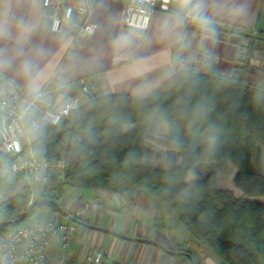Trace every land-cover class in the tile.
Segmentation results:
<instances>
[{"label":"trees","instance_id":"1","mask_svg":"<svg viewBox=\"0 0 264 264\" xmlns=\"http://www.w3.org/2000/svg\"><path fill=\"white\" fill-rule=\"evenodd\" d=\"M162 121L169 124L166 138L158 140L167 167L141 164L159 156L148 141ZM27 133L36 156L60 155L67 162L64 179L38 186L42 197L59 190L53 198L61 210L51 209L70 215L60 193L65 185L107 192L141 186L168 205L221 264H264V199L237 196L217 184V171L231 162L235 187L250 197L264 196L261 82L184 67L145 95L96 91L79 113L55 125L27 123ZM8 158L0 150V162ZM206 162L215 167L204 172L200 165ZM29 194L20 178L0 177V220L18 216Z\"/></svg>","mask_w":264,"mask_h":264},{"label":"crops","instance_id":"2","mask_svg":"<svg viewBox=\"0 0 264 264\" xmlns=\"http://www.w3.org/2000/svg\"><path fill=\"white\" fill-rule=\"evenodd\" d=\"M70 2L78 4L82 0ZM185 7L186 4L177 2L178 11L155 10L148 30L138 37L124 26V2H101L93 16L97 23L94 34L75 39L74 27L62 32L50 29L43 0H0V70L34 89L50 82L58 101L75 95L84 76H91L95 90L102 94L145 95L180 69L181 58L187 66L217 75H245L250 81L263 80H259L258 71L248 72L249 57L254 58V51L264 58V42L257 43L262 38L246 37L233 27L246 33L264 34V0H193L190 10L207 25L216 24L204 27L213 31L211 35L188 23L182 12ZM230 189L237 196H245L242 191ZM124 193L120 195L126 197ZM95 197L88 200L84 196L78 199L66 196L70 215L47 207L41 209L61 219L74 221L73 216L86 223H78L67 250L72 264H84L82 257L89 249L102 250L112 264H194L192 248L190 254L174 249L175 240L195 242L177 220L173 225L178 235L173 227L170 230L155 221L125 215L121 207L123 197L108 198L99 191ZM88 224L110 228L125 236ZM212 253L205 251L199 263L221 264Z\"/></svg>","mask_w":264,"mask_h":264},{"label":"built area","instance_id":"3","mask_svg":"<svg viewBox=\"0 0 264 264\" xmlns=\"http://www.w3.org/2000/svg\"><path fill=\"white\" fill-rule=\"evenodd\" d=\"M108 0H43L50 29L62 32L74 27L75 39L88 37L97 29L93 16L96 6ZM124 2V26L136 36L143 37L155 10L178 11L177 2L186 4L182 12L189 24L205 27L191 9L193 0H119ZM214 23L206 27H210ZM235 28V27H233ZM80 90L72 97L58 101L52 94L51 83L34 89L0 70V150L10 158L0 162V177L20 178L30 189L27 205L41 198L37 187L61 181L67 162L64 157L40 158L28 144L27 123L38 127L41 123L58 124L77 111L84 99L95 90L91 76L81 77ZM78 223L57 217L53 213H39L17 226L0 233V264H72L67 250L74 239ZM84 264H112L98 249L86 250Z\"/></svg>","mask_w":264,"mask_h":264},{"label":"rangeland","instance_id":"4","mask_svg":"<svg viewBox=\"0 0 264 264\" xmlns=\"http://www.w3.org/2000/svg\"><path fill=\"white\" fill-rule=\"evenodd\" d=\"M216 27V24L212 25ZM218 27V26H217ZM236 29L238 33L245 35L246 37H248L247 35H252V36H260L262 38L261 42L260 40L257 41V43H262L264 42V34H259L258 35L256 33H249V32H245L241 29L238 28H233ZM257 39V38H256ZM255 42V40L253 41ZM254 44V43H253ZM258 52V51H257ZM256 51H254V58L249 57L250 61V67H248V72H259V80L263 79L261 81L262 84H264V58H259V56H257ZM187 60V59H186ZM180 64L181 67L180 68H184V67H193V66H187L186 65V61L184 59L181 58L180 60ZM198 68V67H197ZM201 69V68H198ZM214 73V72H213ZM253 78H251L252 80ZM256 80V79H255ZM255 80H252L253 82H256ZM258 80V79H257ZM88 99H84L82 105L80 106V108L86 104L88 102ZM80 108L73 112L70 116L75 115L77 113L80 112ZM130 125H128L129 127ZM168 122L167 121H162V122H158L156 125V130L154 133V139H151L150 141H148L149 145L155 149V151H157L159 153L158 157H154V158H150V159H142V164H153L156 167H162L165 168L167 167V163L164 159V155H165V151L166 148L164 147L163 144L160 143V141L158 140H163L164 138H166L167 133H168ZM180 156L177 157V161L180 162ZM201 169L205 172V171H209L210 169H213L214 164L212 162H206V163H202L200 165ZM236 167L231 163V162H227L225 164V166L217 171V184L220 187L223 188H234L238 191H241L240 189H238L237 187H235L234 182H233V175L235 173ZM187 181L192 182L195 179V176L193 174H189L187 176ZM56 183V182H54ZM52 183V184H54ZM38 189V187H37ZM127 190V193H126ZM59 191V190H58ZM57 190L51 191L49 190L50 193V198H53V196L58 195ZM96 191H99V193L103 194L105 197H110L112 195H118L119 198L121 199L122 197L124 198V200H122V211L125 215H135L137 217H140L143 220H152L155 221L158 225H161L162 227H167L168 229L171 230V228L173 227V232L177 233L176 231V226H174L173 224L176 222L175 220H177V222H179V224L184 228V226L180 223V221L178 220L177 216L175 215L174 211L165 203H163L162 201H160L154 194H152L151 192H149L147 189L141 187V186H123L119 191L117 192H107L106 190H101V189H95V188H78V187H73V186H69V185H65L63 186L62 190H61V194L63 195V197H68L70 198H82L83 196L86 197L88 200H92L95 199L96 197ZM123 191H125L124 195L122 196L120 195ZM41 194V192H39ZM58 193V194H57ZM60 195V194H59ZM134 198H130V196H133ZM245 197H249L248 195L244 194ZM59 201H62L63 198L58 197ZM253 199H258V197H254ZM25 208L28 206L27 202H28V198L25 200ZM108 205V202L106 203ZM43 207H47L50 208L48 206H42L40 208H37L30 216H28V218L31 217H36L39 213H46L45 211H41V209ZM175 227V228H174ZM189 234V233H188ZM174 243V249L176 248H181L184 249V251H189L190 248L193 249V258L192 261L194 262V264H200L199 260L201 259L202 255H204L205 251H209L210 249L202 244L199 243L197 244L196 242H191L188 240H185L184 238H182L180 241L175 240ZM165 248V247H164ZM167 249V248H166ZM211 252V250H210ZM214 254V253H212ZM213 256H216L215 254Z\"/></svg>","mask_w":264,"mask_h":264},{"label":"water","instance_id":"5","mask_svg":"<svg viewBox=\"0 0 264 264\" xmlns=\"http://www.w3.org/2000/svg\"><path fill=\"white\" fill-rule=\"evenodd\" d=\"M197 30H199V32H204L206 34H213V31L211 29H204L203 26L200 25H196ZM96 95V91H93L92 93L89 94V97L95 96ZM58 157H61L60 155H58ZM42 206H48V207H53V208H58L61 210V206L59 204V202L54 199V198H50L47 196H43L37 200H35L32 204H30L29 206H27L18 216L14 217V218H9V219H5V220H0V233L4 231V229L9 226L11 228L17 226L18 224L22 223L23 221H25L28 216H30L37 208H40ZM72 219L77 222V223H83L86 224L84 221L79 220L76 217L71 216ZM89 226L93 227V228H98L101 230H104L106 232L112 233V234H116L119 236H125L119 232H117L116 230L110 229V228H105V227H99L96 225H91L88 224ZM151 241V240H148Z\"/></svg>","mask_w":264,"mask_h":264}]
</instances>
